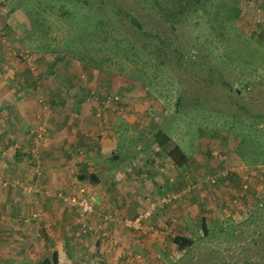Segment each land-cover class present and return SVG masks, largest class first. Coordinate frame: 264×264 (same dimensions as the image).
Returning <instances> with one entry per match:
<instances>
[{
    "label": "rangeland",
    "instance_id": "374dc122",
    "mask_svg": "<svg viewBox=\"0 0 264 264\" xmlns=\"http://www.w3.org/2000/svg\"><path fill=\"white\" fill-rule=\"evenodd\" d=\"M20 1L0 0V66L4 63L5 68L12 69L14 63L20 62L28 70L25 71L27 77L43 72L48 74L50 60L55 56L52 52L38 50L36 45L39 40L34 34L30 35L34 20L27 17V8L20 6ZM139 1L117 0L125 9L139 16L146 29L157 31V28L164 26L180 45L184 58L195 65H188L184 58L179 61L177 53L170 55L163 62L161 78L146 86L125 75L126 68L130 66L125 60L128 64L123 69V63L117 62L118 58L102 62L101 65L106 68H93L98 75L88 79L91 84L88 100L94 103L88 114L100 122V133L105 130L113 133L120 144L119 151H138L134 157L138 180L147 179L148 169L142 168V165H151L156 161L160 186L164 181L173 187L169 186L171 190L147 201L144 210L151 209L152 204L160 203L163 198L169 199L161 207L155 208L151 218L156 225L149 221L154 228L146 234L128 232L129 229L123 227L127 241L122 235L121 241L107 228L90 222L92 228L85 232L84 237L81 236V243L89 245L95 238L100 243H106L107 249L119 253L116 264H264V0H212L199 13L185 14L176 22L172 21L176 19L178 8L189 10L188 0H157L155 10L153 5L145 10ZM158 5L170 13L174 12L173 16L162 15ZM232 8L239 10L234 16ZM45 9L43 15L48 20L51 35L48 40L60 44L68 35L71 23L59 17L60 11L56 6H46ZM171 23L176 28L172 34L169 31ZM62 56L61 61L73 63V66L69 64V68L75 73L76 65L86 67L82 63L72 62L70 55ZM96 59L95 63H98L99 58ZM51 73L53 77H59L62 68L59 70L56 66ZM105 73L107 83L101 86L99 84L103 82ZM179 79L180 82H176ZM173 80L174 83L169 86V81ZM99 88H104L102 95ZM179 91L191 97L189 105L194 108V99L200 100L220 108L223 115H238V120L226 123L225 119L216 118L213 122L208 120L203 123L199 120L201 114L192 111L189 114H176L174 99ZM112 107L118 108V112L130 119L117 120L113 124V118L105 114ZM134 122L142 124L144 129L134 127ZM158 129L168 133L180 145L182 152L185 151L184 155L189 154L183 167L174 166L171 162L167 166L158 154L157 151L161 150L154 137ZM46 131L41 140H30L33 141L29 151L31 162L32 153L40 155L38 149L44 147L42 145L48 129ZM251 134H255L258 141L249 150L246 141ZM129 135H132V139L128 141L126 137ZM84 136L82 147L92 145V137H97V134L85 133ZM121 142L128 143V147L121 146ZM135 142H139L142 149H135ZM12 146L11 150H20L14 143ZM0 148L5 151L10 149L1 138ZM87 150L77 148L74 151L83 155L81 151ZM109 151L106 152V164L112 157ZM9 158L14 156H7L5 152L2 162L7 163ZM33 168L39 175L34 165ZM164 171L168 172L165 174ZM5 175V171L0 172V177ZM212 176H216L217 180L211 182ZM10 179L17 180L1 177L0 188L14 187L2 185L3 181ZM37 183L35 178L31 185ZM18 186L23 189L21 185ZM81 187L89 196L84 186L78 187L76 193L60 191L61 196H58L59 192L53 195L63 201L61 197L77 195ZM63 203L69 207V204ZM70 207L76 212L75 206ZM32 213L38 214L25 221L24 218ZM182 215L184 219L179 218ZM39 216V211L34 208L15 220L16 226L24 229L18 230L15 240L38 242L42 239L41 230L33 226ZM202 216L209 220L207 234L201 227ZM111 220L112 216L108 214L104 218L106 222ZM183 226L184 230H181ZM78 233L84 234L80 230ZM179 234L192 243H184L179 248L174 241V236ZM79 235L73 236H76L77 242L80 241ZM145 243L150 244L148 250L143 246ZM65 245L67 247V242ZM21 247L26 250L24 244ZM67 253L68 256L72 255L69 251ZM3 257L7 259L6 255L1 254L0 264H7ZM65 259L68 260L66 256ZM82 259V256L75 255L69 264H82Z\"/></svg>",
    "mask_w": 264,
    "mask_h": 264
},
{
    "label": "crops",
    "instance_id": "0c3cea01",
    "mask_svg": "<svg viewBox=\"0 0 264 264\" xmlns=\"http://www.w3.org/2000/svg\"><path fill=\"white\" fill-rule=\"evenodd\" d=\"M2 65L0 66V138L6 141L10 149L5 151L0 148V172H6L5 176H1L3 178L9 177L21 181L19 183L23 187L22 189L15 185L5 190L0 188V253L7 257V259L3 257V261H7V264H54L52 258L54 256L55 264H69L75 255H80L83 257L82 264H110V262L116 264L119 253L107 249L106 243H100L96 238L89 245L81 243V236L84 237L86 233L79 235L75 211L72 207L65 206L60 199L57 200L53 194L60 191L76 193L78 187H86L95 203V211L90 217V222L100 228H107L121 241L123 238L127 241V235L124 234L126 229L121 228L117 220L141 212L151 197L168 192L171 190L169 186L173 187V185L163 181L160 186L155 168L156 161L151 165L146 162V165H142V168L148 169L146 170L148 173L145 172L147 179L138 180L134 159L138 151H126L127 149L119 151L120 144L117 143L113 133L106 130L99 132L100 122L88 114L89 109L94 107V103L88 100L91 85L88 79L98 75L93 68H79L76 65V73L69 68L63 70L64 74L61 73L59 77L40 80L37 78L38 75L32 74L27 77L25 71L28 70L20 62L14 63L12 69L5 68L4 63ZM70 65L73 66V63ZM58 67L61 68L59 65ZM42 74L44 72L40 73V76ZM103 76V82L99 84L101 86L107 83L106 73ZM103 89L99 88L101 95ZM117 110L118 108L112 107L105 113L107 117L113 118V124L117 120L130 119ZM39 125H45L48 134L42 145L44 147L38 149L43 170L37 175L29 151L34 141V132ZM132 125L144 129L142 124L137 125L134 122ZM95 132L97 137H92V145L80 146L84 142L82 136L85 133ZM84 139L88 141L85 136ZM131 139L132 135L126 137L128 141ZM13 143L20 150H11ZM122 145L128 147V143L121 142ZM136 145L135 149H142L139 142ZM77 148L88 150L82 151L83 155H79L78 151H74ZM107 150H110L112 157L106 164ZM5 152L7 156L11 154L14 156L12 159H7V163L2 162ZM157 152L167 166L169 162L172 163L163 151ZM186 162L179 167H183ZM166 172L164 171L165 174ZM84 173L93 174L96 180L80 179L79 175ZM35 178L38 182L37 187L31 185ZM30 185L32 189L28 191L25 187ZM34 208L39 211L40 216L33 226L41 230L43 238L38 242L31 240L18 242L15 240L18 230L24 229L16 226L15 220L20 219L25 211ZM107 214L112 216L113 220L104 221ZM179 218L184 219V215ZM201 219L202 224L208 229V218L202 216ZM150 221L154 223L152 218ZM181 230H184V226ZM181 234L184 236L183 233ZM74 235L80 236L79 242L77 238L75 240L76 236L73 238ZM89 235L92 234H87ZM21 244L26 247L25 251ZM144 245L148 250L150 244ZM68 251L71 256H68ZM124 264L128 263L124 262Z\"/></svg>",
    "mask_w": 264,
    "mask_h": 264
},
{
    "label": "trees",
    "instance_id": "16d2710c",
    "mask_svg": "<svg viewBox=\"0 0 264 264\" xmlns=\"http://www.w3.org/2000/svg\"><path fill=\"white\" fill-rule=\"evenodd\" d=\"M20 2V6L27 8V17L30 16L34 20L30 35L34 34V37L39 40L36 45L39 47L38 50L52 52L55 56L47 70L50 73L42 74L41 76L39 74L37 78H40V80L48 77L53 78L52 68L58 67V65L62 68V71L68 70L70 63L67 61L68 64H66L65 61H61V56L70 55L73 57L71 59L73 60L72 62H79L87 68L92 67L94 69L106 68L101 65L102 62L106 61L107 63L111 59L118 58L117 62L123 63L122 69L128 63L130 64L125 71V75L128 78L138 80L141 84L148 86L153 84L155 79L161 78V68L166 58L176 53L179 61L184 58L180 45L175 38L169 35L164 26L157 28V31L150 28L146 29L139 16L125 9L117 0H21ZM208 2L211 3L212 0H188L189 10L184 11L178 8L176 19L172 22L180 21L181 16L185 14L199 13ZM156 3L157 0L139 1V4L145 10L149 9L150 5H153V10H155L157 8ZM161 4L164 5L165 3L162 2ZM51 5L52 7L56 6L60 11V18L62 17L66 21L69 20L68 22L71 23L68 35L63 38L60 44L48 40L51 37L48 31L50 25L43 14L46 6ZM162 7V15L173 16L174 12L171 11L170 13L168 9ZM232 10L233 16L239 11L237 8H232ZM174 30L176 28L171 23L169 27L171 34ZM95 57L99 58L98 63H95L97 61ZM184 61L188 65H195V63L190 64L186 59ZM58 69L60 70L59 67ZM174 81H169L168 85L170 86ZM176 82H180V79ZM235 92L237 93L236 90ZM189 99L191 100V97H187L184 92H177L174 99V112L176 114H189L192 111L195 114H201L199 120H202L203 123L208 120L213 122L216 118H223L226 123L238 120V115L234 113L223 115L220 108L208 105L200 100L194 99L193 102L196 104L194 108L189 105ZM251 135L247 136L248 139L246 141L249 150L258 141L255 134ZM154 137L160 146V150L172 160L174 166H182L186 162L187 157L182 152L180 145L168 133L158 129ZM79 178L89 179L90 181L96 180L93 174L87 173L79 175ZM202 229L204 233H208L205 224H202ZM174 241L179 248H182L184 243H192L191 240L185 239L180 235L174 236ZM52 258L55 264V257L53 256Z\"/></svg>",
    "mask_w": 264,
    "mask_h": 264
},
{
    "label": "built area",
    "instance_id": "2783aa9c",
    "mask_svg": "<svg viewBox=\"0 0 264 264\" xmlns=\"http://www.w3.org/2000/svg\"><path fill=\"white\" fill-rule=\"evenodd\" d=\"M46 127L44 125H39V127L35 130L33 138L34 140H41L44 135L46 134ZM82 153V151H81ZM32 163L35 167V170L38 174H41L42 170H43V163L42 160L40 158V155H38V153H32ZM173 165V164H172ZM217 178L216 176H212V178L210 179L211 182L216 181ZM7 184L10 185H20L18 180H14V179H10V180H5L2 182L3 186H6ZM28 191L32 189L28 187ZM62 193L59 192L58 196H61ZM57 196V197H58ZM168 197H173V196H169ZM62 200L69 204V206H75L76 207V222L79 226V230L81 232H89L91 230V225H90V217L94 214L95 211V203L93 202V200L86 194L85 188L81 187L79 189V192L77 193V195H68V196H64L61 197ZM169 199H161L160 203H154L151 206V209H147L144 211H141L139 213H137L134 216L131 217H124L122 219H118L117 220V224H119L121 227H124L126 229H129L131 231H134L140 235L146 234L147 232H149L150 229H153V225L150 224V219L152 217V213L156 210V207H161L164 202H168ZM38 213H32L30 216H26L24 218L25 221H28L32 218H34Z\"/></svg>",
    "mask_w": 264,
    "mask_h": 264
}]
</instances>
